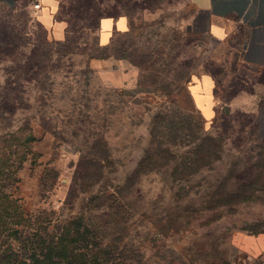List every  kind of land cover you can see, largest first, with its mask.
Segmentation results:
<instances>
[{
  "label": "rangeland",
  "instance_id": "rangeland-1",
  "mask_svg": "<svg viewBox=\"0 0 264 264\" xmlns=\"http://www.w3.org/2000/svg\"><path fill=\"white\" fill-rule=\"evenodd\" d=\"M84 2L58 0L67 22L48 29L28 2L0 3V18L20 34V63L37 39L50 49L38 75L18 79L22 104L0 123V132L25 124L36 137L17 181L4 180L2 190L17 198L29 228L54 233L77 219L89 231L86 246L105 249V264H231L264 232V70L239 61L236 40L193 29L188 0ZM121 5L128 29L101 46L98 14ZM10 64L0 60V83ZM210 93L209 117L200 103ZM96 140L101 172L67 199L75 163ZM8 226L0 253L16 248Z\"/></svg>",
  "mask_w": 264,
  "mask_h": 264
},
{
  "label": "trees",
  "instance_id": "trees-1",
  "mask_svg": "<svg viewBox=\"0 0 264 264\" xmlns=\"http://www.w3.org/2000/svg\"><path fill=\"white\" fill-rule=\"evenodd\" d=\"M82 1L86 3V0H69L68 7L73 6V2L80 4ZM25 2L28 0H16L7 7L10 10L18 6L23 7ZM58 6L59 8L53 15L54 18L67 22L64 16L67 12L66 9L64 6ZM121 9V12L112 9L114 12L107 10L98 14L97 23L99 18L104 15L123 14L127 17L129 14L126 6L121 5ZM19 41H21V37L18 28L7 19L0 18V60L8 59L10 65H13L10 70L5 68L7 74L0 83V123L2 125L9 123L7 118L22 104L21 95L17 93L19 92L18 79L24 78L27 74L33 77L38 75L50 50L47 42L37 39L29 49V55L20 63L19 57L14 54ZM25 129V124H21L15 128L6 127L3 132H0V228L6 222L9 223L11 226H8V233L13 236L16 242V248L11 247L1 251L0 259L8 257L14 263L26 259V264H105V249L99 245L97 247L86 246L85 240L89 237V231L81 226L77 219L72 217L65 220L62 225H56L54 233L45 234L39 223H33L35 226L29 228V225H32L29 215L25 213L17 198L10 197L2 190L4 180H10V183L17 181L16 171L29 157L27 146H29V141L36 137L29 135V132H24ZM97 145L98 141L96 140L88 151L78 157L66 192L67 199L75 197L78 191H86L93 182L87 180L96 179L99 176L104 156L103 151L97 150ZM257 177H252L248 184L253 185L252 183H255ZM243 191L241 190V192ZM245 197L242 196L241 199ZM12 224L14 225L12 226ZM26 252L28 257L24 256ZM38 256L40 258H37Z\"/></svg>",
  "mask_w": 264,
  "mask_h": 264
},
{
  "label": "crops",
  "instance_id": "crops-1",
  "mask_svg": "<svg viewBox=\"0 0 264 264\" xmlns=\"http://www.w3.org/2000/svg\"><path fill=\"white\" fill-rule=\"evenodd\" d=\"M39 1L41 7L34 12V15L48 29L55 21L52 16L58 0ZM188 2L194 9L191 21L193 29L203 31L220 42L236 40L239 61L257 70L264 68V0H188ZM0 3L10 6L14 1L0 0ZM61 22L58 20L55 23L60 27L63 26ZM128 25V19L123 14L101 16L97 23L99 44L106 45L114 31L124 32L128 29ZM101 37L103 39H100ZM208 87L212 88L211 85ZM189 88L190 92L193 91L192 86ZM211 100L210 93L200 103L210 111L209 117L215 113ZM197 105L199 106L198 103ZM200 108L206 111L205 108ZM250 237L244 252H241L242 254L231 264H264V232Z\"/></svg>",
  "mask_w": 264,
  "mask_h": 264
},
{
  "label": "built area",
  "instance_id": "built-area-1",
  "mask_svg": "<svg viewBox=\"0 0 264 264\" xmlns=\"http://www.w3.org/2000/svg\"><path fill=\"white\" fill-rule=\"evenodd\" d=\"M14 2L16 0H13ZM28 13L31 15V16H35L34 15V12L38 9H40L41 7V4H40V1L39 0H29L28 1V4L25 6ZM35 18V17H34ZM52 19L55 20L54 16H52ZM191 264H196L195 262H192Z\"/></svg>",
  "mask_w": 264,
  "mask_h": 264
}]
</instances>
